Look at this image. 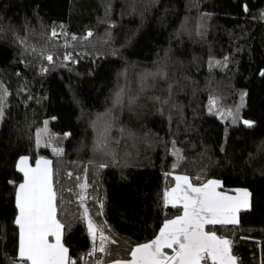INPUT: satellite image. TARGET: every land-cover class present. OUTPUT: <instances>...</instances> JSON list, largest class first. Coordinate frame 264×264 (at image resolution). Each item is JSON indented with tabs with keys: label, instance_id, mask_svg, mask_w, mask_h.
Listing matches in <instances>:
<instances>
[{
	"label": "trees",
	"instance_id": "trees-1",
	"mask_svg": "<svg viewBox=\"0 0 264 264\" xmlns=\"http://www.w3.org/2000/svg\"><path fill=\"white\" fill-rule=\"evenodd\" d=\"M261 73L264 0H0V264H20L22 156L51 161L69 264L130 259L181 215L176 176L246 189L205 231L264 264Z\"/></svg>",
	"mask_w": 264,
	"mask_h": 264
},
{
	"label": "snow or ice",
	"instance_id": "snow-or-ice-1",
	"mask_svg": "<svg viewBox=\"0 0 264 264\" xmlns=\"http://www.w3.org/2000/svg\"><path fill=\"white\" fill-rule=\"evenodd\" d=\"M51 59L49 56L48 60ZM244 123L252 126L248 121ZM44 132H47L46 127ZM53 151L60 154L58 149ZM50 165L49 160H37L34 168L29 167L27 157H21L16 165L24 177L16 192L19 214L15 223L19 227L20 264H69L68 250L61 243L62 225L56 218V193ZM175 180L176 186L165 193V205L180 206L183 214L165 222L151 242L132 249L130 261H116L115 264H206L207 261L236 264L231 242L205 231V226L236 223V213L249 206V193L237 190L236 196H230L217 191L221 187L217 180H209L200 187L193 186L187 176H176ZM89 233L95 240V228L90 221ZM49 237L55 242H50ZM101 239L106 237L101 236ZM164 249H170L172 254H166ZM104 250L101 244L99 251Z\"/></svg>",
	"mask_w": 264,
	"mask_h": 264
},
{
	"label": "crops",
	"instance_id": "crops-1",
	"mask_svg": "<svg viewBox=\"0 0 264 264\" xmlns=\"http://www.w3.org/2000/svg\"><path fill=\"white\" fill-rule=\"evenodd\" d=\"M18 159H20V158H18ZM17 162H18V160H17ZM36 162V161H35ZM35 162L34 163H31L30 161H29V158H28V165H29V167H32V168H34V164H35ZM23 174V173H22ZM210 180H217V181H219L220 182V184H221V187H222V182L220 181V180H218V179H210ZM23 181H24V179H23ZM23 181H22V183H23ZM208 182V181H207ZM206 182V183H207ZM176 183H177V181H176ZM176 186V184L174 185V187ZM194 186V185H193ZM202 186V185H201ZM19 187V186H18ZM173 187V188H174ZM195 187H200V186H195ZM221 187L219 188V189H217V191H220V192H223V193H226L227 195H230V196H236L237 195V190H245V191H247L246 189H243V188H239V189H235L234 191H232V192H227V191H224V190H222L221 189ZM172 188V189H173ZM172 189H170L168 192H171V190ZM248 192V191H247ZM249 193V192H248ZM249 206H250V195H249ZM171 205V204H170ZM249 206L247 207V208H241L240 210H239V212L241 211V210H246V209H248L249 208ZM239 212H237L236 213V219H237V222H238V215H239ZM18 214H19V210H18ZM183 214V211H182V213H181V215ZM18 216V215H17ZM176 218V217H175ZM175 218H173V219H175ZM170 220H172V219H170ZM168 221V220H167ZM166 221V222H167ZM236 222V223H237ZM236 223H234V224H236ZM164 225V224H163ZM163 225H162V227H163ZM161 227V228H162ZM160 228V229H161ZM18 229H19V227H18ZM160 231V230H159ZM159 231H158V233L150 240V241H148V242H146V243H149V242H151L153 239H155L156 238V236L157 235H159ZM61 235H62V229H61ZM218 238H220V237H218ZM221 239H223V238H221ZM49 240H50V242H52V243H54L55 242V240H54V238L53 237H49ZM61 243H62V240H61ZM63 244V243H62ZM143 244H145V243H143ZM142 245V244H141ZM64 246V245H63ZM139 246V245H138ZM137 247V246H136ZM164 251H165V253L166 254H168V255H171L172 254V252H171V250L170 249H164ZM18 252H19V245H18ZM131 260V258L130 259H128V260H125V261H130ZM115 262L116 261H114V262H110V263H107V264H115ZM236 264H237V262H236Z\"/></svg>",
	"mask_w": 264,
	"mask_h": 264
},
{
	"label": "rangeland",
	"instance_id": "rangeland-1",
	"mask_svg": "<svg viewBox=\"0 0 264 264\" xmlns=\"http://www.w3.org/2000/svg\"><path fill=\"white\" fill-rule=\"evenodd\" d=\"M248 122H250L251 124H252V121H249V120H247ZM52 152H54V151H52ZM22 157H26V156H22ZM21 158V157H20ZM28 158V157H27ZM19 160L20 159H18V162H19ZM37 160H49L50 161V159H48V158H45V157H41V158H38ZM36 160V161H37ZM18 162H17V164H18ZM36 166V162H35V164H34V167Z\"/></svg>",
	"mask_w": 264,
	"mask_h": 264
}]
</instances>
